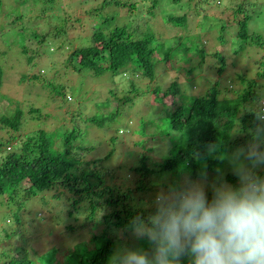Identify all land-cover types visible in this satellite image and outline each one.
<instances>
[{"label":"trees","instance_id":"obj_1","mask_svg":"<svg viewBox=\"0 0 264 264\" xmlns=\"http://www.w3.org/2000/svg\"><path fill=\"white\" fill-rule=\"evenodd\" d=\"M146 2L151 3L147 7L150 13L157 9V0H135L134 3L115 1L113 4L126 9L129 12L128 16H131L133 11L138 10L140 6L143 7ZM232 15L233 13H230V17ZM173 18L183 19L182 16L170 17V19ZM248 18L250 17L243 16L238 21V28L231 33V37L243 41H219V38L214 41V52L211 57L217 59L218 64H215L212 69L218 78L214 81L207 79L208 87L203 96L198 97L183 95L178 80H173L166 90L156 83L150 90V83L156 81L155 75L159 64L157 57L164 66L166 63L170 64L173 58L184 59L189 65L188 74L194 73L198 66L193 65L192 58L197 55L202 63L205 62L208 56L205 50L206 43L173 41L174 46L171 47L156 41L155 36L149 31L145 33L144 29L140 31L137 27L132 29L129 26L115 27L107 34L95 33L92 36L91 45L72 50L63 65L66 73L78 76L85 73L87 78L92 79L109 74L114 85L118 76L127 79L129 81L127 89L124 88L120 92L110 89L113 97L125 91L116 99L118 107L115 113H104L103 111L108 107L99 108V111L91 114L90 117L87 115L85 119H81V112L77 107H73L77 113L74 119L67 123L63 121L57 129L47 133L41 129L32 131L27 129V127L31 128V125H28L30 121L35 122L42 117L39 110L31 108L24 116V112L19 108L14 111L11 108L9 115L0 117V133H2L0 136V197L8 199V206L10 204L17 206L23 204L13 203L20 196H23V199L19 201H30L51 190L63 189V193L67 192L71 196L68 218L78 220L79 215L86 214L85 221L90 223L96 221L101 226L98 234L89 233L91 239L87 244L82 241L74 245L73 252L65 258L67 264H108V258L116 248L120 247L121 242L112 233L115 230L129 232L127 225L132 217L138 214L147 216L153 211L154 193L145 183L149 181L147 177H150V171L153 173L159 170L171 171L170 177L172 178V173H175L174 179L168 177L165 181H181L184 177L198 179L202 171L207 173L209 179H212L217 175L216 170L220 169L224 179L230 183H236V178L231 175L227 161L220 157L223 152L231 151L249 139L244 124L247 122L250 128H254L260 123L256 112L261 109L259 105L264 100V84L261 83L264 80V72H260L264 67V58L255 60L254 66L253 61L250 62L247 58L248 64L245 66L243 62L242 66H239V73L232 76L228 74V58L224 56L230 47L233 48V58H237L241 53L245 54L248 49H253L250 47L255 49L264 47V41H246L251 36L246 28ZM140 35L142 38H138ZM21 53L27 56V64H31L34 56H29L30 52L25 48H22ZM230 65L234 67L235 63ZM250 75L255 78H251ZM2 76L3 72L0 68V85ZM146 79L150 83L141 88L134 82L136 80L142 82ZM234 80H239L241 86H244L241 94L237 92V88L231 90L228 88L235 85ZM44 86L52 98L55 99L58 95L63 97L64 105L70 104L66 102V86L63 83L52 82ZM260 88L263 92L259 91ZM228 93L239 95L231 99ZM141 94L154 96L153 99L150 98L154 102L161 96L166 98L171 96L172 106H164L157 114L155 113V118L149 122L151 132H146L147 134L144 132L134 145L142 149L145 147L146 139H158L160 136V142L165 140L169 143L170 158L161 163L157 161L155 164L150 162V157L133 151L128 153V158L137 157L135 159L137 164L132 161L133 163L127 164L128 166L123 164L110 167L104 166L103 163L116 155L114 148H109L110 151L102 160H85L78 154L77 150L81 153L85 151L81 145L75 146L76 142L81 143L86 138L81 130L93 126L105 129L106 125L117 120L126 106L134 105L141 100ZM113 97L110 96V98ZM68 100L70 101L69 98ZM63 104L58 103L60 108H63ZM247 105L251 108L240 117L241 108L245 112ZM148 106L154 112V107L150 103ZM141 124L144 128L142 122ZM82 125L87 126L82 127ZM116 139L117 136L111 140L113 142ZM213 144L219 145L220 148L216 153L210 154L208 146ZM87 151L93 152L95 148L90 147ZM148 151L151 152V149ZM118 170L124 171L122 176ZM128 180L131 187H128ZM158 184L162 185V183ZM154 186L158 187L157 184ZM54 198L59 197L54 196ZM9 215V219H12L13 223L21 229L24 225L21 213L11 212ZM69 230L73 231L71 227ZM1 234H3V243L0 247V264H62L56 262L55 257L58 253L56 249H51L41 256L33 252L36 255L34 259L29 256L32 252L29 249L30 238L19 229L7 231L2 228ZM15 238L17 240L13 241ZM134 240L136 247L149 249L150 246L146 240ZM187 259L185 257L182 264H186Z\"/></svg>","mask_w":264,"mask_h":264},{"label":"rangeland","instance_id":"obj_2","mask_svg":"<svg viewBox=\"0 0 264 264\" xmlns=\"http://www.w3.org/2000/svg\"><path fill=\"white\" fill-rule=\"evenodd\" d=\"M115 1L134 3L135 0H0V68L3 72L0 85V117L9 115L11 108L13 111L19 108L24 112V116L29 109L35 108L42 117L35 122L30 121L28 125H31V128L27 127V129L29 131L41 129L50 133L62 125L63 121L67 123L74 119L77 113L73 107H77L81 112V119H85L87 115L90 117L91 114L99 111V108L108 107L103 111L104 113H115L118 107L116 99L125 91L113 97L110 89H115L117 92L127 89L129 86L127 79L118 76L115 79L116 86L112 84L113 80L109 74L92 79L87 78L85 73L79 76L66 73L63 65L72 50L90 46L95 33L107 34L115 27L129 26L132 29L137 27L140 31L144 29L143 32L149 31L155 36L156 41L171 47L174 46L173 41L206 43L205 50L208 56L205 62L202 63L197 55L192 58L193 65L198 66L194 73L188 74L189 65L184 59L173 58L170 64L166 63L164 66L157 57L159 64L155 75L156 81L153 83L147 79L142 82L134 81L139 88L150 83L152 90L156 83L166 90L173 80H178L183 95L188 97L203 96L208 87L206 80L214 81L218 78L212 69L218 64L217 59L211 57L214 52V41L218 38L219 41H243L231 37V33L238 28V21L243 16L250 17L247 19L246 28L251 36L246 41H264V0H157L155 11L152 10L150 13L147 7L151 3L146 2L143 7L140 6L138 10L133 11L131 16H128L129 12L126 9L115 6L113 4ZM230 13H233L232 17ZM177 16H182L183 19H170ZM138 38H142V35ZM22 48L30 52L29 56H34L29 65L27 56L21 53ZM250 48L253 49L246 50L245 54L241 53L237 58H233V48L226 50L224 56L228 58V74L232 76L238 74L239 66H242L243 62L246 66L248 59L250 62L253 61L254 66L255 60L264 58V47ZM233 62L234 67L230 65ZM260 72H264V67ZM52 82L63 83L66 86V102L70 104L64 105L61 96L56 95L55 99L52 98L44 86ZM261 83L264 84V80ZM234 84L233 87L228 88L230 90L237 88V92L241 94L244 86H241L239 80H234ZM238 93L227 95L234 99L239 95ZM144 95L141 94V100L134 105L126 106L117 120L106 125L105 129L88 126V129L81 130L82 135L87 139L83 137L81 143H75L76 147L79 144L85 150L82 153L77 150L78 154L85 160H102L110 151L109 148H114L116 155L103 163L104 166L110 167L127 165L132 161L137 164L135 160L137 157L128 158V153L133 151L150 157V162L155 164L157 161L161 163L170 158L169 143L165 140L160 142V136L158 139H146L143 150L134 145L144 132H151L149 122L155 118V113L157 114L164 106H172L171 96L168 98L161 96L154 102L152 100L154 96L150 99L148 94ZM58 103L63 104V108H60ZM148 103L154 107V112L151 111ZM259 106L264 109V100ZM249 108L251 107L247 105L245 112L241 108L239 116L241 117L242 113L246 114ZM249 125L247 122L244 124L246 133L252 129ZM86 126L82 125V127ZM108 127L109 131H107ZM116 136V141L112 142L111 139ZM90 147H94L95 151H87ZM148 149H151V152ZM118 171L122 176L124 171ZM150 173V177H147L149 181L145 183L153 190V197L161 187L178 182L165 181L168 177L174 179L175 173H172L171 178L169 174L171 171L159 170ZM128 187H131L129 180ZM54 196L59 198L55 199ZM70 197L67 192L63 193V189H54L30 201H19L23 199V196H20L13 203L23 204L17 206L15 204L8 206V199L0 197V229L5 228L7 231L19 229L24 232L25 236L30 238L29 249L32 252L29 256L33 259L36 257L34 253L41 256L51 249H56L58 251L56 262L67 264L65 258L73 252L74 245L82 241L87 244L91 239L90 232L96 235L101 231V226L96 221L93 223L85 221L86 214L79 215L78 220L67 217V212L71 208ZM11 212L21 213L24 223L21 229L9 219ZM9 223L13 224L9 225ZM69 227L73 231H70ZM112 235L121 241L120 246L136 247L135 238L129 232L115 230ZM2 237L3 234L0 235V247L3 243Z\"/></svg>","mask_w":264,"mask_h":264},{"label":"clouds","instance_id":"obj_3","mask_svg":"<svg viewBox=\"0 0 264 264\" xmlns=\"http://www.w3.org/2000/svg\"><path fill=\"white\" fill-rule=\"evenodd\" d=\"M248 131L249 139L223 152L236 183L220 169L209 179L184 177L161 187L153 211L135 215L127 230L149 249L116 248L108 264H264V109ZM219 145H209L210 154Z\"/></svg>","mask_w":264,"mask_h":264}]
</instances>
